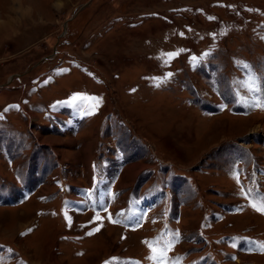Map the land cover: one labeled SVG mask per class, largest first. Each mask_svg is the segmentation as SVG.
Wrapping results in <instances>:
<instances>
[{
    "label": "rangeland",
    "instance_id": "obj_1",
    "mask_svg": "<svg viewBox=\"0 0 264 264\" xmlns=\"http://www.w3.org/2000/svg\"><path fill=\"white\" fill-rule=\"evenodd\" d=\"M254 67L264 0H0V264H264Z\"/></svg>",
    "mask_w": 264,
    "mask_h": 264
},
{
    "label": "snow or ice",
    "instance_id": "obj_2",
    "mask_svg": "<svg viewBox=\"0 0 264 264\" xmlns=\"http://www.w3.org/2000/svg\"><path fill=\"white\" fill-rule=\"evenodd\" d=\"M169 55H171V54H169ZM259 106L264 107V104H261ZM246 195H248V193H246ZM259 199H260L261 203H260V206H259L258 210L264 211V194H260ZM253 207H256V205L253 204ZM89 234H91V233H89ZM261 250L264 251V242L261 243ZM161 256H163V251L161 252ZM112 259L115 260V259H118V258L114 257ZM106 264H111V262L110 261L106 262Z\"/></svg>",
    "mask_w": 264,
    "mask_h": 264
}]
</instances>
